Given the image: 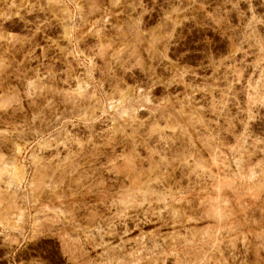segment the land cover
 Here are the masks:
<instances>
[{"label":"rangeland","instance_id":"1","mask_svg":"<svg viewBox=\"0 0 264 264\" xmlns=\"http://www.w3.org/2000/svg\"><path fill=\"white\" fill-rule=\"evenodd\" d=\"M0 264H264V0H0Z\"/></svg>","mask_w":264,"mask_h":264},{"label":"bare ground","instance_id":"2","mask_svg":"<svg viewBox=\"0 0 264 264\" xmlns=\"http://www.w3.org/2000/svg\"><path fill=\"white\" fill-rule=\"evenodd\" d=\"M121 100H122V98H121ZM112 106H113V105H112ZM17 151H18V150H17ZM15 168H16V167H15ZM19 168H20V167H19ZM13 169H14V168H13ZM15 170H16V169H15ZM15 170H14V172H16ZM17 170H18V169H17ZM18 172H19V171H17L16 173H18ZM16 173H15V174H16ZM13 174H14V173H13ZM16 175H19V174H16ZM12 176H15V175H12ZM19 176H21V174H20ZM15 177H16V176H15ZM22 177H23V176H22ZM13 178H14V177H13ZM15 179H16V178H15Z\"/></svg>","mask_w":264,"mask_h":264}]
</instances>
